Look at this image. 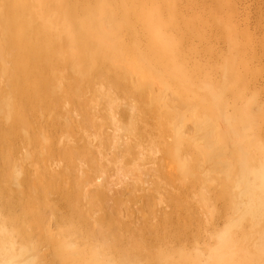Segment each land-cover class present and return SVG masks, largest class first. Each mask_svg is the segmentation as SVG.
Masks as SVG:
<instances>
[{"label":"bare ground","instance_id":"6f19581e","mask_svg":"<svg viewBox=\"0 0 264 264\" xmlns=\"http://www.w3.org/2000/svg\"><path fill=\"white\" fill-rule=\"evenodd\" d=\"M223 9L220 5L215 12L203 8V15L196 17L181 0L177 5L172 0H0V120L11 131L21 132L29 144L24 149L11 142L14 160L1 155L5 180L19 186L21 178L33 181L28 166L34 154L29 127L36 116L44 118L53 95L60 99L70 89L75 98L89 83L96 91L93 104L105 102L116 121L120 104L107 92L112 78L132 100L142 103L140 108L124 106L130 114L125 115L128 132L136 134L134 115L146 109L156 119L155 135L171 138L166 139L164 163L176 172L171 161L177 160L186 192L169 201V209L160 215L196 219L199 228L210 225L205 228L207 237L189 242L159 232L132 238L122 231L114 233L98 217L106 211L91 205L90 200H106L108 194L96 159L88 151L89 160L53 162L55 167L48 169L51 177L63 180L60 186L69 184L66 190L58 186L50 192L44 174L42 183L26 193L21 190L18 197L0 181V264H264L261 56L243 61L234 57V67L225 60L220 65V86L207 79L195 90L194 79L174 63L175 57L167 51L155 56V48L144 45L175 39V28L168 24H198L202 17L225 24ZM236 16L231 24H238ZM236 38L231 37L234 42ZM174 45L165 47L178 50ZM170 71H176L181 86L175 91L168 82L158 90L161 81L156 75L168 80ZM86 118L91 120L90 115ZM167 155L174 159L167 161ZM125 162L133 164L135 156ZM6 170H12L11 176ZM209 184L217 189L214 198L208 195ZM197 196L213 209L198 206ZM106 210L119 217L126 213L119 204ZM205 220L207 224L200 223ZM180 224L164 223L169 229Z\"/></svg>","mask_w":264,"mask_h":264},{"label":"rangeland","instance_id":"374dc122","mask_svg":"<svg viewBox=\"0 0 264 264\" xmlns=\"http://www.w3.org/2000/svg\"><path fill=\"white\" fill-rule=\"evenodd\" d=\"M172 1L177 5L180 0ZM257 1L259 2L256 4ZM181 2L187 5L188 8H193L196 17L203 15L201 13L203 8L215 12V7L220 5L224 8L223 16L227 22L216 24L213 19L202 17V23L199 22L198 24H168L175 28L173 32L176 38L173 39L174 41L170 39L167 43L147 42L144 45L146 48H155V56L163 55V52L167 51V54L172 58L175 57L174 63L181 65L185 73L192 77V81L194 79L195 90L199 84L207 79L211 80L215 86H220L223 81L219 73L220 65L222 66L225 60H228L229 65L234 67V57L243 61L245 57L256 54L261 56L258 59L264 62V0H186V2L181 0ZM234 16L237 17L238 24H231L230 19ZM239 16L240 18H238ZM209 17L212 16L209 15ZM246 22H249V24H246ZM236 35L237 38L234 42L231 37ZM229 36L233 42L231 47ZM166 45L168 47L174 45L179 49H169L165 47ZM145 47L143 46V48ZM231 52L234 53L233 56L230 55ZM162 59L160 58L159 62ZM170 73L171 71L168 75ZM155 78L159 80H155L158 83L161 81L159 86H165L169 82L175 91L182 84L178 80L176 71H172L171 75L168 76V80H165L164 76H160L159 73ZM98 80L108 82L106 78H99ZM109 81L112 87L108 88L107 92L120 104L117 109L116 121L111 117L105 102H100L99 105L93 104L96 91L89 83L84 86V89L78 95L75 94V98H72L71 95L74 94L70 89H65V95L60 99L53 95L44 118L40 119L39 116H36L37 120L32 122L31 127H29L32 133L31 149L34 154L28 162L29 164H27L33 170V181L28 182V179L21 178L22 186L17 185L13 180L6 181L3 176L4 168L0 167V181H3L1 184L6 189L7 187L13 188L14 193L21 197V190L26 193L35 188V183H42L43 175L46 174L48 177L46 180L49 181L46 184L51 188L50 192L58 186L60 191L66 190L69 187L68 183H63L60 186V182H63V180L57 176L51 177L48 169L55 167V165L51 167V164L53 162L57 164L79 163L82 161L81 159L89 160L86 153L90 151L92 159H96L94 163L97 164L101 175L100 181L105 182L108 194L106 200L104 198L90 200L91 205L102 207V210L106 211L105 214L101 212L98 217L114 233L122 231L127 233L129 238H132L136 234L148 237L150 234L159 232L160 235L178 236L185 242L194 239L203 240V236H206L207 233L205 228L210 226L206 223V220L200 222L203 225L207 224L206 227L199 228L198 225H194L198 222L196 219L188 220L186 218L184 220L176 215L164 218L160 215L164 208L169 209L170 205L167 204L169 201L186 192L183 185L184 181L180 175L182 172L177 171L179 170V165L177 166L175 162L177 160L174 161V157L169 155L171 159L167 155V158H170L167 161H174L171 162L174 163L173 166L177 167L176 172L171 171L164 163L166 162L164 160V157H166L165 145L167 140L171 138L160 139L155 135L158 131L154 127L156 119L144 107L145 111L140 112L142 115H138V113L134 115L133 128L136 134L133 135L128 132L129 120L125 115L130 114H126L124 106L127 103L137 105L140 108L142 103L132 100L131 94L118 88L112 78ZM155 86L157 85L155 84ZM159 86H157L158 90L165 88ZM261 91L263 90L261 89ZM207 109L211 111L212 107ZM87 115H90L91 120L86 118ZM19 129L23 131L22 127H19ZM21 134L18 131H11L7 124L0 120V161H2V154L8 155L10 160H14L15 153L11 147V142H17L15 144H19L24 149L29 146L21 137ZM132 141L139 148L134 147ZM173 146L174 142L172 143ZM58 148L61 150L58 151ZM65 154L67 155L65 156ZM68 155L69 157H67ZM132 155L135 156V162L133 164L126 163L125 159ZM192 168L196 170L195 166H192ZM5 173L11 176L12 170H6ZM78 174V171H76L75 176L77 177ZM216 191L215 186L209 184L208 195L214 198ZM196 198L199 201L197 203H200L196 204L200 207L203 205L202 209H205L201 196ZM74 202L79 205L78 200ZM113 204L121 205L126 210L125 215L119 217L112 214L111 210H106ZM23 205L26 207L25 202ZM205 207L213 209L210 206ZM112 215H115L113 219H111ZM165 222L170 224L181 222L180 225H177L181 228L173 225L175 228L171 226L169 229V225H164ZM212 222L215 223L214 219ZM191 223L193 225H190ZM42 254L40 253V255Z\"/></svg>","mask_w":264,"mask_h":264}]
</instances>
